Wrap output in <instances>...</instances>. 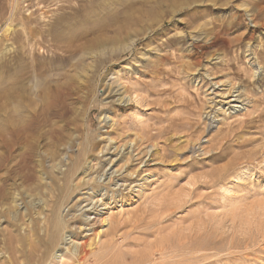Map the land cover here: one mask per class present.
Wrapping results in <instances>:
<instances>
[{"label": "rangeland", "instance_id": "obj_1", "mask_svg": "<svg viewBox=\"0 0 264 264\" xmlns=\"http://www.w3.org/2000/svg\"><path fill=\"white\" fill-rule=\"evenodd\" d=\"M93 1L0 0V121L47 75L69 91L62 116L20 114L35 126L12 154L0 140V264H75L65 250L89 234L84 264L111 249L113 264H264V0H127L103 44L68 56L52 25L94 27L74 17ZM53 211L93 231L51 247Z\"/></svg>", "mask_w": 264, "mask_h": 264}, {"label": "bare ground", "instance_id": "obj_2", "mask_svg": "<svg viewBox=\"0 0 264 264\" xmlns=\"http://www.w3.org/2000/svg\"><path fill=\"white\" fill-rule=\"evenodd\" d=\"M93 2L95 3V1H93ZM94 3H90L91 6H89L85 10H83V8H82L83 11L77 12V14H75V16H74L76 18V22H81L83 20H86L87 22H93V23H95V26L94 27L92 26V27H90V28H88V29H86L84 31L74 32V30H73L74 27L72 25V26H69V27L66 28V29L69 30L67 32L69 34L65 33L66 35H64L62 31L61 32L60 31L58 32V30H60L58 28L59 27L60 19L59 20H56L55 22L53 21L54 22V24L52 23L53 25L50 23L52 26H54L55 24L58 26V27L57 26H54V30H52V33H51L52 35L51 34L50 35L55 38V43L60 41L61 43L63 42L62 44H65L64 45V52L68 56L74 55L75 53H77L79 51L82 52V53L83 52H87L89 50H92L94 47H97V46H100L101 44H103L105 42L104 38L102 37L103 34H104L103 32L107 31L108 28L113 23H119L121 21H125L126 19H128L127 16H126L127 17L126 18L125 15H121V14L123 12L124 13L129 12L130 8L132 7V4H128L127 3V0H104L103 3H102V6H99L97 3H95V4ZM96 4L99 7H97ZM95 6L98 9L97 8L95 9ZM86 21H84V22H86ZM88 35H91L92 36L91 39H89V37L87 38ZM82 39H85L84 40L85 42H79ZM56 40H58V41H56ZM61 43H57V46H60ZM27 44H28V42H27ZM55 46H56V44H55ZM38 65H40V63ZM38 68H39V66H38ZM38 68H36V69L38 70ZM11 70H12V73H13V70L15 71L14 67L12 68V66H11ZM12 73L10 72V68H9V74H12ZM64 73H62V75ZM37 75H39V74H37ZM51 75L53 76V73ZM51 75H47V77L45 78L46 79L45 82L47 83L46 85H44L42 82H40V84L37 83V84H39L38 85L39 90L36 93V97H37L36 100L34 98L28 97L26 95V93H25V90L26 89L24 88V86H23V88L25 90L23 88L22 89H19V90H22V91H20V93L18 95L13 94V92L10 93V96H9V94H7L6 104L8 106H9V104H11V106H9V109H8L6 107V105H5L4 112H6L5 113L6 116L4 117L2 115L3 116V119H2V121H0V140L3 142L4 146L7 147V149H8L7 151H9L8 153H11L9 149L13 150V145H11V143H12L11 140H13V139H15L17 137L22 136L24 134V132L26 131V126L27 127L29 125L31 126V124L28 123L29 124L28 125L26 123V122H28L29 119L27 118L28 119L27 121L22 120L23 118L22 117L20 118V114H22L23 117L26 118L27 117V114H28L26 111H29V112H31V115H33V116H36L37 115L36 118L39 116V119L40 120L43 119L44 122H46V120H48V119L51 118L50 117L51 115H54V116H62V113H64L61 110H59L58 108H60V109L61 108H64V107H61V106L65 105L64 103H65V101H67L66 100V98H67L66 93H68L69 91H67L68 90V85L65 82L68 81V78H66V79L64 78L65 81L63 83H61L60 81L53 80V78H52ZM58 75H60V74H57L56 76H58ZM56 76H54V77H56ZM41 77L43 79V76H41ZM13 80H11V82ZM11 82H9V84ZM12 83H11V85H12ZM22 85H23V83H22ZM27 90H28V88H27ZM30 91H31V89H30ZM32 91H33V88H32ZM68 96H69V94H68ZM35 105H37V107H39L38 109L35 108V110L38 111L37 113L35 112V110L33 111L36 114L35 113H32V111H31L32 109H34V106ZM25 109H26V111H24ZM29 109H31V110H29ZM25 112L27 113L25 115L26 117L24 116V113ZM32 123L34 124L35 122L33 121ZM34 126H31V128L34 127ZM9 136H10L11 139H9ZM26 137H27V131H26ZM22 140H23V138H22ZM14 141H16V140H14ZM14 145H15V143H14ZM14 148H15V146H14ZM22 158L23 159L25 158V160L22 161L21 160ZM28 158L26 156L25 157H21V159H20L19 162L22 161V163H20V165H17L18 168L20 166L21 169L27 168V170H28V164H29V163H27V160L29 161ZM75 168H76V166L75 165H72V170H74ZM24 171H26V170H24ZM30 173L32 174V172H30ZM26 174L29 175V173H27V172H26ZM26 174H24V176ZM28 177H30V176H28ZM100 178H101V176H99V179ZM103 188H104L106 194H107V192L110 193V196L109 197L114 196L115 193L121 194L120 191L119 192L117 190L114 191V189L109 191V189L107 187H103ZM100 194H101V192H100ZM107 195H109V194H107ZM105 199H106V197H105ZM97 200L98 201H96V203H93L92 204V206H93L92 209H93V211L99 212L98 211V206L99 205L97 204V202H99V199H97ZM100 205L102 206V203ZM104 206H105V204H104ZM52 216H53V218H51V220L49 222V226H50V230H49V237H50V239H49V242H50L51 247H53V246L56 247L57 244H58V242H59V240H63L64 238H66L64 234L66 232H68L69 227L72 224L76 223V222H79L80 225H84V228H85L86 231H90V230H91V232L93 231V228H92L93 225L91 226V224L88 221V217H86V215L80 214L79 216H77V215L76 216H73L70 221H66L65 219H61L60 217H58L55 214L54 211L52 212ZM80 228H81V226H79V229ZM74 234H76V233H74ZM97 234L98 233H96V235ZM10 235H11V233L9 234V236ZM89 235L85 237V239L82 242L83 245L81 243V246L79 248H76V246L71 245V247H67L66 250H65V251L71 253L75 257V264H84L85 260L89 256V254H91L92 251H93L92 250L93 249V246H95V238H94L95 235L94 236H89ZM7 237H8V235H7ZM13 237L16 238V236H12V235L8 238V242H10L9 243L10 245L7 248L11 247V243L13 241ZM11 249L13 251V248L12 247H11ZM60 254H62V253H60ZM117 255L118 254H116L114 252V250H112V249L109 250V251L107 250L101 256L97 257L95 259V262L93 264H113L116 261ZM140 255H142V254H140ZM61 260H62V257H61ZM143 262L144 261L139 260L137 262L136 261L128 262V264H140V263L142 264ZM149 263H150V261H149Z\"/></svg>", "mask_w": 264, "mask_h": 264}]
</instances>
